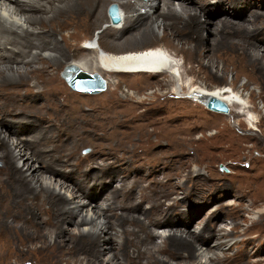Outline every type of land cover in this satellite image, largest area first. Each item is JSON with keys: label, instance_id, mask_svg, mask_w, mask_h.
Wrapping results in <instances>:
<instances>
[{"label": "bare ground", "instance_id": "6f19581e", "mask_svg": "<svg viewBox=\"0 0 264 264\" xmlns=\"http://www.w3.org/2000/svg\"><path fill=\"white\" fill-rule=\"evenodd\" d=\"M112 2L119 7L117 22L108 13ZM218 2L223 8L252 7L251 24L221 18L210 28L209 36L206 29L211 22L203 19L202 13L205 0H0V159L17 182L4 184L0 201V257L20 253L19 244L8 231L16 229L23 211L34 213L42 227L48 228L36 235L26 233L32 242L30 248L48 255L58 248L66 263H78L76 250L67 243L70 241L100 246V253L106 255L104 264L131 260L140 264H264L263 248L253 244L262 233L252 236L254 229L264 231V207L250 209L254 201L264 199V191L248 204L239 196L238 203L209 215L196 229L176 227L183 201L204 196L201 185L205 182L193 180L186 171V152L170 130L156 135L157 141L168 139L169 151L149 156L157 141L150 140L153 132L147 130L155 119L147 121L146 113L115 111L125 117L122 123L134 122L135 136L144 138L141 142L145 143L127 146L94 141L92 151L84 156L66 143L69 138L87 140L84 131L96 136L107 128L105 119L114 114L107 94L82 98L67 89L66 75L74 73V67L99 73L106 85L130 84L133 90L126 97L132 101L152 95L150 91L139 97L142 86L169 83L176 96L192 95L203 103L209 95L217 96L230 106L227 112L238 117L236 123L247 124L244 137L225 133L231 137L229 141L235 145L244 138H261L256 131L264 113H254L259 111L252 101L255 93H250L248 101L239 90L222 85L225 79L215 69V58L226 43L225 32L236 31L248 45L250 60L264 61V2ZM103 20L107 22L101 23ZM94 27L97 33L90 37ZM80 37H84L83 42L78 41ZM180 51L198 61V66L186 67L179 59ZM202 71L220 83L207 86L189 77L191 72ZM66 113L75 118L87 115L91 127L68 132L62 125ZM198 126L194 123L187 131ZM35 129L44 142L47 138L62 142L56 157L46 152L48 147L33 149L36 140L21 137ZM219 134L203 138L209 149L223 148L209 142ZM174 154L179 156L173 159ZM161 163L158 169L141 168ZM125 164L131 167L122 172L119 166ZM194 171L196 175L203 173L197 167ZM106 174L122 183L110 200L93 203L89 198L91 181ZM250 181L251 176L244 179L239 190L250 188ZM243 212L250 213L251 221L239 229L238 218ZM227 218L231 219L230 227L221 226Z\"/></svg>", "mask_w": 264, "mask_h": 264}, {"label": "rangeland", "instance_id": "374dc122", "mask_svg": "<svg viewBox=\"0 0 264 264\" xmlns=\"http://www.w3.org/2000/svg\"><path fill=\"white\" fill-rule=\"evenodd\" d=\"M260 2L264 1L260 0ZM205 3L207 6L202 13L204 15L203 19L205 18L211 22L208 23L207 26L209 28L207 27L206 29V32H209V36H211L210 28L216 27L217 21L221 18H226L243 24H251L252 7L248 5H230L227 8H223L219 4L218 0H205ZM262 11H264V9ZM104 22L106 23L107 21L103 20L101 23ZM96 28L97 27L93 28L89 35L90 37L97 33ZM225 36L226 43L220 49V53H218L215 58L217 60V66H215V69L218 70V73L222 74L225 79V83L222 85L225 84L230 88L239 90V92L243 93L247 100L249 99L248 96L250 93L254 92L255 95L253 96L252 101L259 108V111L254 110V113L257 115L263 114L264 61L250 60V55L246 52L248 45L244 43L245 41L241 38L242 36L239 32L227 31L225 32ZM83 39L84 37H80L78 41L83 42ZM180 55L179 59L183 61L186 67L190 68L191 66L195 68L198 66V61L195 62L196 60L193 57H187L181 51ZM64 68L65 66L62 68L61 72H63ZM189 77H194L197 81H199L198 83H202L207 86H211L212 84L215 86L220 83L219 80H211L208 76H206L204 71L200 73L191 72ZM64 83L68 90L77 93L82 98H100L101 95L107 94L110 102V111L112 113L114 112V114L105 119L104 124L107 128L100 129V133L96 136H92L90 131H84L83 133H85V138L87 140L84 141L82 138H78L77 141L71 138L67 140L66 143H68L69 147L76 148L77 155L84 156L91 152L95 146L94 141L107 144L127 143V146L145 143L146 141L141 142L144 138L135 136L133 132L134 130H132L131 127L134 122L130 124L127 121V123H129L128 125L121 122L125 121V117L119 115L118 113L122 111L125 112V110L132 111L134 113L137 111L146 113L145 117L148 118L147 121L155 119V121L147 127L148 131L153 132L150 136L151 141L156 140L157 134L165 133L170 130L171 137L173 135V139L181 143L182 149L186 152L184 157L189 161L186 171L190 172L193 180L205 182L201 185V187L205 189V195L202 196L199 194L197 197H189L187 200L183 201V207L180 210L178 225H176V227H186L191 230L196 229V227L200 225L201 221L209 215L218 212L227 205L232 206L233 204L238 203L239 196H242V203L245 201L244 204H248L249 201H253L257 195H260L262 191H264V133L262 132L264 131V119L256 131L261 138H244L241 139L243 144L238 143L234 145L232 141H229L231 137L225 136V133L228 131L234 132L238 136L244 137L247 132L246 123H236L238 117H234L232 114L230 115L227 111L220 112L213 110L200 99L192 97V95L184 94V96H176V94L172 93L170 90L171 83L162 85L153 84L148 85L147 87L142 86L139 97L144 98V96L146 97L148 95V92H152V95H148V98H144L143 101H132L126 97V93L131 92L133 89L130 88V84L127 85L125 82H121L118 86H111L107 82L105 88L100 91H95L94 93L82 92L81 90L78 91L70 85L68 80ZM230 112L232 113L233 109ZM187 113H194V115H187ZM195 113H199L201 115L197 116ZM245 114L248 115V112L246 111ZM246 115H244V117H246ZM66 116L67 118L62 120V125L67 131L70 130L68 131L70 133L74 132V130H78L80 132L79 129H89V127H91V125H89L90 123L86 120L87 115H81L75 118L70 116L69 113H66L65 117ZM206 121L209 125L203 126L202 123H206ZM98 122L101 123L102 121L99 119ZM194 123L199 124V126L192 131H187ZM224 123H228L229 126L225 128ZM93 126L96 127V125ZM218 133L220 134L214 138H210L209 142L220 143L223 145V148L211 150L208 148L206 139L203 138L210 136L211 134L215 136ZM22 136L24 139L30 137L36 140L34 141L35 144L33 149H44L48 147L47 149L50 150L46 152L50 153L51 157H56L62 149L63 144L60 140L55 141L47 138L44 142L40 139L41 132L36 129L28 133V135L26 133L21 134V137ZM166 139L167 138H161L159 141L156 140L157 142L151 149L149 156H162L161 154H166L170 149L168 139ZM178 156L179 154H174L172 158L176 159ZM260 159H263V161H259ZM162 165L163 163L155 165L152 168L145 166H142L141 168L143 171H147L153 168L158 169ZM124 166H127V164L119 166L122 172L127 171V169H130L131 167V165L127 166L128 168ZM138 166L139 165L136 167ZM195 167L203 173L196 175L194 171ZM3 168L4 162L0 159V201L2 199V193L5 191L4 184L7 185L8 180L17 185V182H15V179L11 176L10 172ZM96 171H98V169H94L93 172ZM249 176H251V186L241 192L239 190V186L242 184L244 179ZM130 179L131 178H128L127 180ZM91 183V186H89V189L91 190L89 198L93 203H101L105 199L110 200L112 198L115 189L120 186L122 181L115 179L110 174H106L101 178L92 180ZM118 201L119 198L117 199V202ZM263 207L264 199H258L254 201V205H252L250 209L255 211ZM249 216V212H243V214L240 215L238 218V221L240 222L239 229L245 227L251 221ZM9 218L12 219V217ZM230 222L231 219L227 218V221L222 222L221 226L230 227V225H228ZM42 229L47 230L48 228L42 227L40 218H36L32 212L24 214L22 211L19 221L16 222V229L10 232L8 231V235H13L12 237L14 241L19 244L18 251L20 253L17 256H8L4 258L0 257V264H73L66 263L62 260L63 257L60 256V250L58 248H54L49 255L47 253H41L38 250L36 252V250L30 248L32 242L28 237H26V233L36 235ZM259 233L262 234L259 235ZM256 234L259 235V237L256 238V241H254L253 244H255V246L260 245L263 248L260 254L264 257V231H260V228L254 229L252 231V236ZM67 243L69 244L70 249L74 248L77 252L76 256H78V263L76 264H104L102 260L106 257V255L100 253V246L97 244L89 243L90 246H86L84 243H79V245H77V242L68 241ZM68 255L71 254L68 253ZM59 259H61V262ZM144 261L145 260L143 259L142 262ZM120 264L140 263L131 260Z\"/></svg>", "mask_w": 264, "mask_h": 264}, {"label": "water", "instance_id": "95a60500", "mask_svg": "<svg viewBox=\"0 0 264 264\" xmlns=\"http://www.w3.org/2000/svg\"><path fill=\"white\" fill-rule=\"evenodd\" d=\"M111 20L117 22L120 20L119 7L115 2H112L108 8ZM74 73L69 72L66 78L70 85L76 89L83 91H100L106 87V79L99 73H91L80 68L74 67ZM205 104L212 109L221 111H229L230 106L221 98L209 95L205 100Z\"/></svg>", "mask_w": 264, "mask_h": 264}]
</instances>
